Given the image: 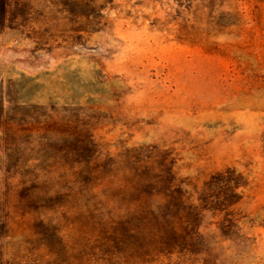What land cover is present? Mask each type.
Here are the masks:
<instances>
[{"label": "rangeland", "instance_id": "obj_1", "mask_svg": "<svg viewBox=\"0 0 264 264\" xmlns=\"http://www.w3.org/2000/svg\"><path fill=\"white\" fill-rule=\"evenodd\" d=\"M0 264H264V0H0Z\"/></svg>", "mask_w": 264, "mask_h": 264}, {"label": "crops", "instance_id": "obj_2", "mask_svg": "<svg viewBox=\"0 0 264 264\" xmlns=\"http://www.w3.org/2000/svg\"><path fill=\"white\" fill-rule=\"evenodd\" d=\"M212 79L209 80L208 83H206L202 79V85H201V90H199L198 93H216V99L219 104L223 103V94L222 93H236L235 91H226L227 89L225 87H221V82H220V74L222 72L221 70V64L224 61V57L221 53H215L214 56L212 57ZM226 89V90H225ZM245 94L242 95H234V103H235V108L241 109L242 106H245L248 102L247 98H249L246 94V92H243ZM254 93V92H253ZM258 93V92H257ZM261 93V92H260ZM229 98H231L229 96ZM260 105H263V102L260 103ZM239 112V111H238Z\"/></svg>", "mask_w": 264, "mask_h": 264}]
</instances>
